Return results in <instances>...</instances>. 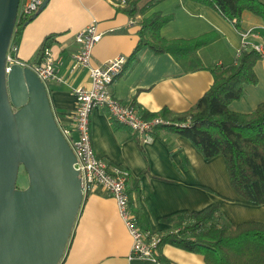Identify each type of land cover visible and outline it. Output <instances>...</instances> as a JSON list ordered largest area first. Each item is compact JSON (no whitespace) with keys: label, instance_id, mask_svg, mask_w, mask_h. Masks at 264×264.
I'll return each mask as SVG.
<instances>
[{"label":"crops","instance_id":"crops-1","mask_svg":"<svg viewBox=\"0 0 264 264\" xmlns=\"http://www.w3.org/2000/svg\"><path fill=\"white\" fill-rule=\"evenodd\" d=\"M120 8L110 0H48L21 30L16 56L28 64L39 61L44 37L53 35L48 48L52 57L61 58L57 73L66 81L49 80L45 85L55 119L62 128L74 126L76 101L72 88L88 84L86 68H70L71 55L79 46L75 32L90 21L96 22L101 33L92 49V64L126 56L123 72L110 90L120 101L135 106L141 116L145 112L157 113L163 107L172 113L185 112L213 82L209 69L184 68L171 54L156 53L148 46L130 57L138 39L137 21L141 15L131 18ZM154 11L171 15L159 31L166 39L209 35L198 50L203 63L235 61L243 41L264 49V22L250 11L242 12L239 27L214 7L192 0H161L142 16ZM249 29L253 35L243 40L242 33ZM254 72L256 82L245 85L242 95L228 104L230 110L250 112L263 100L264 58L256 60ZM72 135L75 137V132ZM90 135L98 157L108 166L129 171L127 193L141 227L162 232L171 226L162 218L181 211L198 212L213 203L233 224L264 222V203L250 202L233 189L224 157L217 154L205 158L186 136L160 130L140 147L130 130L112 123L101 107L91 111ZM131 246L132 236L115 199L102 187H96L82 201L59 264H157L130 257ZM160 249L178 264H205L199 253L168 243Z\"/></svg>","mask_w":264,"mask_h":264},{"label":"trees","instance_id":"trees-1","mask_svg":"<svg viewBox=\"0 0 264 264\" xmlns=\"http://www.w3.org/2000/svg\"><path fill=\"white\" fill-rule=\"evenodd\" d=\"M159 1L143 0L140 3L141 0H127L126 5L120 8L131 18L141 15L137 21L138 39L130 57H134L142 46H148L156 53L171 54L184 68L209 69L213 82L185 112L172 113L163 107L157 113L145 112L142 117L150 119L160 116L167 122L155 125L152 135L160 130L182 134L205 158L221 154L233 189L250 202L264 203V98L250 112H236L228 107L232 100L242 95L246 84L256 82L254 64L257 59L264 58V49L260 52L242 47L235 61L203 63L198 50L210 38L208 34L166 39L159 31L171 19V15L154 11L142 16ZM192 1L214 7L228 20H234L232 22L236 27L240 25L244 10L259 16L264 22V0ZM31 17L16 21L12 34L14 42H18L23 26ZM53 40V35L45 36L41 51L50 46ZM111 121L117 124L115 120ZM131 135L142 147L138 137L132 132ZM129 179L130 176L126 182L127 192ZM129 209L136 225L143 231H150L141 227L138 213L131 208L130 200ZM162 219L171 226L158 232V264H178L161 253L160 248L165 243L201 254L205 264H264V222L248 220L233 224L216 203L198 212L181 211Z\"/></svg>","mask_w":264,"mask_h":264},{"label":"water","instance_id":"water-1","mask_svg":"<svg viewBox=\"0 0 264 264\" xmlns=\"http://www.w3.org/2000/svg\"><path fill=\"white\" fill-rule=\"evenodd\" d=\"M19 1L0 0V264H59L82 189L46 85L31 67L6 64ZM21 167L28 179L22 188Z\"/></svg>","mask_w":264,"mask_h":264},{"label":"built area","instance_id":"built-area-1","mask_svg":"<svg viewBox=\"0 0 264 264\" xmlns=\"http://www.w3.org/2000/svg\"><path fill=\"white\" fill-rule=\"evenodd\" d=\"M44 1L20 0L16 21L26 20L34 15ZM110 1L115 6L120 7L127 3V0ZM250 34L253 35L251 29L242 33L243 40ZM100 37L101 33L97 30L95 21H90L75 32L74 38L79 46L71 55L70 71L78 67L86 68L88 84L72 88L76 101L73 110V129L59 127L75 155V167L80 177L83 199L92 193L96 187H102L108 195L115 199L119 214L132 236L129 256L150 260L158 264L156 260L159 243L158 233L143 231L136 225L135 217L129 209V195L126 190L129 171L120 166H108L102 158L96 155L91 142L90 114L94 107H101L110 120H115L117 123L128 127L142 144L153 137L152 131L155 125L167 122L160 116L146 119L138 113L135 106L124 103L112 95L110 85L122 74L127 59L125 55H118L101 64H92V49ZM242 47L263 51L261 45L249 44L245 41H243ZM17 51L18 43L14 42L11 37L6 54L7 65L19 63L31 67L44 84L49 80L66 81L62 75L57 73L61 58L52 57L48 47L42 49L39 63L33 64L18 59ZM72 132H75V137H73Z\"/></svg>","mask_w":264,"mask_h":264},{"label":"rangeland","instance_id":"rangeland-1","mask_svg":"<svg viewBox=\"0 0 264 264\" xmlns=\"http://www.w3.org/2000/svg\"><path fill=\"white\" fill-rule=\"evenodd\" d=\"M27 182H28V179H27L26 171L23 167H21L18 171L16 185L18 187L22 188V187H25L27 185Z\"/></svg>","mask_w":264,"mask_h":264}]
</instances>
